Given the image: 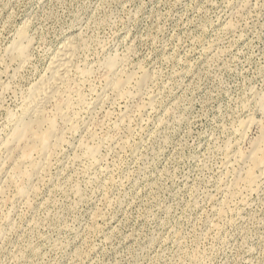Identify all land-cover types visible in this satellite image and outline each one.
<instances>
[{
    "label": "rangeland",
    "instance_id": "374dc122",
    "mask_svg": "<svg viewBox=\"0 0 264 264\" xmlns=\"http://www.w3.org/2000/svg\"><path fill=\"white\" fill-rule=\"evenodd\" d=\"M21 29L33 42L23 62L6 55ZM67 40L82 70L103 78L106 59L126 55L151 80L134 103L107 92L99 105L105 79L77 81L82 129L67 134L30 200L0 193V264H264V184L235 189L244 167L228 154L251 153L264 127V0H0V142ZM80 138L101 147L93 164Z\"/></svg>",
    "mask_w": 264,
    "mask_h": 264
},
{
    "label": "bare ground",
    "instance_id": "6f19581e",
    "mask_svg": "<svg viewBox=\"0 0 264 264\" xmlns=\"http://www.w3.org/2000/svg\"><path fill=\"white\" fill-rule=\"evenodd\" d=\"M18 33V34H17ZM16 34V41L14 42V46L10 49H7L8 53L6 55L9 54V56L12 59L15 60H20L21 62L25 61L26 59H29L28 57H30L29 54V50H31V46H33V42L30 44V37H28V33L25 29H21L19 32H17ZM13 44V43H12ZM77 44V43H76ZM75 44V42L69 41L67 40V42L65 44H63V47H61V49L54 55V57L51 59V61H49V66L47 68V71L44 73V75L41 77H39L40 79L34 83L33 85H31L25 92V99L23 105L21 104V109L19 111V114L15 117H12L11 120V126L10 129L8 130L5 138L0 142V193L5 192V190L8 191L10 189V187L14 188L15 191H13L15 193V197L19 198L20 200H30L28 195L30 194L31 191H33L36 188V182L38 180H40V176L42 175H46V171H48L47 169L48 166L52 165V161L51 159H53L54 155L58 154L56 153L58 151V149L61 147L63 148L62 144H67V134L69 135L70 133L74 134L77 130L76 126L78 127L79 125L78 121L77 124L75 125L76 121L79 120V118H77V120L75 121L73 118L75 117L73 114L76 112H74V107L76 106V104H81L83 105V103L86 102V99L84 97V95L81 92V89L78 87V85L76 84L77 81L80 79H84V78H91L93 77L95 74H93L94 70H89V69H85L82 70L80 68V66L78 67V65L76 64V56L78 53V47ZM31 48V49H30ZM6 52V51H5ZM128 52V51H127ZM29 54V56H28ZM128 54H131L128 52ZM5 55V56H6ZM132 55V54H131ZM7 57V56H6ZM130 57V56H129ZM8 59V58H7ZM128 59L130 60L131 58H128L126 55L123 57L120 56H111L108 59H106V62L104 63V66L102 67V76L103 78L100 76V72L98 73L100 78H102V80L105 79L104 81V88L103 90H100V93L98 95V99L96 101V104L99 105V102L106 100L108 97L110 99V95L107 96V92H110L111 95L113 96V98H120L121 101L125 98H128L129 100H127L126 102L130 101L131 98L134 99L132 102L134 103L136 95H143L144 90L146 89V87L148 86V81H150L151 79H149L151 77L150 71H147V73L150 74L149 75L146 73V70L143 71H139V69L141 70V68H139V64H138V70H132L130 71L127 66H128ZM4 61V59H2ZM30 60V59H29ZM10 61V60H9ZM131 61V60H130ZM1 62V61H0ZM5 63V62H4ZM27 63V62H26ZM16 64V63H15ZM24 65L25 63H20V65ZM12 66V65H11ZM19 66V64H18ZM17 66V67H18ZM16 67V68H17ZM23 67V66H22ZM22 67H19L22 69ZM141 67V65H140ZM136 68V66L134 67ZM133 68V69H134ZM146 68V67H145ZM18 69V68H17ZM101 69V68H99ZM19 70V69H18ZM15 71V70H14ZM100 71V70H99ZM14 73V72H13ZM96 74V75H98ZM93 75V76H92ZM13 76V75H12ZM98 77V76H97ZM94 78V77H93ZM99 78V77H98ZM96 79V78H95ZM79 80V81H80ZM85 80V79H84ZM92 80V79H91ZM101 80V81H102ZM86 81V80H85ZM84 81V82H85ZM100 81V82H101ZM83 82V81H82ZM92 82V81H90ZM87 83V82H86ZM1 84V83H0ZM4 85V83H2ZM92 84V83H91ZM90 84V85H91ZM7 86V84H6ZM7 88V87H6ZM11 88V87H10ZM9 88V89H10ZM93 88V87H91ZM1 89V88H0ZM8 89V88H7ZM3 90V87L2 89ZM92 91V90H91ZM95 91L97 92V89L95 88ZM146 91V90H145ZM92 93V92H91ZM145 93V92H144ZM24 94V93H23ZM95 94V92H94ZM146 94V93H145ZM264 94V93H263ZM262 94V96L260 97L259 101H260V108L261 110L264 112V95ZM260 95V94H259ZM134 96V97H133ZM153 96V95H152ZM150 96V98L152 97ZM23 97V98H24ZM140 97V96H139ZM155 97V96H154ZM257 97V96H256ZM123 98V99H122ZM138 98V97H137ZM149 98V99H150ZM108 99V100H109ZM112 99V98H111ZM152 99V98H151ZM93 101V100H92ZM116 101V100H115ZM150 101V100H149ZM107 102V101H105ZM109 102V101H108ZM136 102V101H135ZM95 104V102H93ZM117 103V101H116ZM130 103V102H128ZM138 103V102H137ZM146 103V102H145ZM150 103H153V101H150ZM149 103V104H150ZM259 103V102H258ZM88 103H85V105ZM155 104V103H154ZM89 104L88 108L90 107ZM143 106V104H141ZM152 105V104H150ZM259 105V104H258ZM139 106V105H138ZM146 106V104H144V107ZM94 105L90 108H93ZM96 107V106H95ZM94 107V108H95ZM107 107V106H106ZM103 108V107H102ZM121 108V107H120ZM128 108V107H127ZM137 108V107H136ZM139 108V107H138ZM141 108V107H140ZM146 109L148 108L147 106L145 107ZM150 108V107H149ZM153 108V107H151ZM259 108V109H260ZM145 109V111H146ZM111 110V109H110ZM101 111V110H100ZM105 111V110H104ZM109 111V110H108ZM125 115L123 113H121L122 115H124V117L126 116L127 112L131 110H126ZM142 111V109H141ZM89 112V111H88ZM114 112V111H113ZM137 112V111H136ZM143 112V111H142ZM94 113V112H92ZM102 113V112H100ZM110 113V112H109ZM108 114V113H107ZM132 115V113H130ZM129 114V116H130ZM74 117H73V116ZM76 115V114H75ZM110 115V114H109ZM142 115V114H141ZM78 116V115H77ZM76 116V117H77ZM102 116V115H101ZM128 116V117H129ZM79 117V116H78ZM97 117H99L97 115ZM107 117V115H106ZM111 117V116H109ZM118 117V116H117ZM122 117V116H121ZM123 117V118H124ZM127 116L125 117V119L127 120L128 118ZM131 117V116H130ZM122 118V119H123ZM100 119V118H99ZM121 119V118H120ZM119 119V120H120ZM130 119V118H129ZM128 119V120H129ZM142 119V118H141ZM82 120V119H81ZM94 120V119H93ZM125 120V121H126ZM131 120V119H130ZM84 122V120H82ZM97 121V120H96ZM105 121V120H104ZM124 122V120H121ZM95 121H93L94 123ZM92 123V126H93ZM100 123V121H99ZM84 124V123H83ZM82 126H87L88 124L85 123V125ZM96 124V123H95ZM98 124V122H97ZM96 124V125H97ZM109 124V123H108ZM254 124L253 119H249L247 122H244L240 125L239 129H238V133L239 136L241 137V139H245V135L247 134L246 131L247 129H251L249 127H252ZM91 125V124H90ZM100 125L103 127V122L101 121ZM98 124V126H100ZM252 125V126H251ZM263 124L260 125V127H262ZM97 126V129H98ZM123 126V125H122ZM125 126V125H124ZM138 126V125H137ZM81 127V126H80ZM79 128V127H78ZM91 128V127H90ZM95 128V127H94ZM93 128V129H94ZM104 128V127H103ZM118 127H116L117 129ZM131 128V127H130ZM129 128V129H130ZM80 130L82 129L79 128ZM86 129V127L84 128ZM96 129V128H95ZM120 129V128H119ZM136 129V128H135ZM262 130L261 136L259 137V139H257V141H253L252 145L254 147L253 150H250L251 153L249 154H243L241 153L240 149L238 150H234V149H230L228 151V154L230 157H232V159H234L235 161L237 160L238 162H242L243 163V170L241 172H238L240 174H237L236 172V176L234 180V188L239 190L240 192H243L244 190H247L248 193L255 191L258 187L263 186L264 184V127L260 128ZM259 129V131H260ZM76 130V131H75ZM89 129H87L86 131H88ZM92 130V129H90ZM89 130V132H90ZM133 130V129H132ZM75 131V132H74ZM101 131V130H100ZM119 131V130H118ZM121 131V130H120ZM134 131V130H133ZM130 131V132H133ZM85 132V131H84ZM78 133V132H77ZM76 133V134H77ZM82 133V131H81ZM87 133V132H86ZM85 133V134H86ZM92 133V132H90ZM96 134V130L94 132ZM134 133V132H133ZM246 133V134H245ZM70 134V135H71ZM94 134V135H95ZM108 134V133H107ZM118 134V133H117ZM86 135H89V133H87ZM91 135V134H90ZM93 135V134H92ZM93 135V137H94ZM127 135V134H126ZM125 135V136H126ZM109 136V134H108ZM106 135V137H108ZM113 136V135H112ZM112 136L110 138L111 142H112ZM124 136V137H125ZM73 137V136H70ZM88 137V136H87ZM92 137V136H90ZM98 137V136H97ZM97 137L94 138L97 139ZM114 137V136H113ZM120 137V136H119ZM118 137V138H119ZM128 137V136H126ZM125 137V138H126ZM132 137V136H131ZM104 138V135H103ZM122 138V137H121ZM120 138V139H121ZM86 139V138H84ZM255 139V140H256ZM81 140H83V138L79 140V144L81 142ZM88 140V138H87ZM91 140V139H90ZM93 140V138H92ZM93 140V141H94ZM109 139L107 138L105 140V142H107ZM122 140V139H121ZM126 140V139H125ZM130 140V139H129ZM92 141V143H93ZM99 141V140H97ZM104 141V140H103ZM103 141L101 142V144L103 143ZM114 141V140H113ZM117 141V139H116ZM85 143L82 144H78V146L83 149L84 153L82 156H86L84 157L85 159L87 158L88 162L91 163V161H89L90 159H96L97 155L101 149V147H99L100 145H98L99 148H96L94 146H89L91 144H89L88 141L84 140ZM87 142V143H86ZM130 142V141H129ZM128 142V144H129ZM96 143V142H94ZM93 143V145H94ZM108 143V142H107ZM89 144V145H88ZM100 144V143H99ZM104 144V143H103ZM102 144V146H103ZM97 145V143H96ZM122 145V144H121ZM127 145V144H126ZM61 146V147H60ZM111 146V145H110ZM109 146V147H110ZM118 146V145H117ZM78 147V149H79ZM123 147V146H122ZM121 147V148H122ZM127 147V146H126ZM129 147V146H128ZM252 147V146H251ZM124 148V147H123ZM122 148V149H123ZM77 149V150H78ZM99 149V150H98ZM111 149V148H110ZM116 149V148H115ZM124 150V149H123ZM99 151V152H98ZM111 151V150H110ZM121 151V150H120ZM249 151V152H250ZM62 152V151H61ZM98 152V153H97ZM116 152V151H115ZM114 152V153H115ZM243 152V151H242ZM77 153V152H76ZM82 153V152H81ZM64 154V153H63ZM101 154V152L99 153ZM98 154V156H99ZM111 154V152H110ZM78 155V154H77ZM76 155V156H77ZM61 156V155H60ZM59 156V157H60ZM79 156V155H78ZM77 156V157H78ZM81 156V155H80ZM80 156L78 158H80ZM96 156V157H95ZM58 157V158H59ZM76 158V160H78V158ZM99 157H97L96 160H98ZM57 159V158H56ZM74 159V158H73ZM94 159V160H95ZM104 159V158H103ZM81 160V158H80ZM86 161V160H85ZM84 161V162H85ZM102 161V160H101ZM58 162V160H57ZM75 162V160H74ZM79 162V160H78ZM99 161H95V163ZM228 162V161H227ZM51 163V164H50ZM54 163V161H53ZM62 163V162H61ZM60 163V164H61ZM86 163V162H85ZM101 163V162H100ZM79 164V163H78ZM93 164V163H91ZM235 164V163H234ZM237 164V163H236ZM56 165V164H55ZM64 165V164H63ZM83 165V164H82ZM89 165V164H88ZM232 165V164H231ZM57 166V165H56ZM59 166V165H58ZM94 166V165H93ZM96 166V165H95ZM94 166V167H95ZM230 166V165H228ZM53 167V166H52ZM233 167V166H232ZM55 168V167H54ZM63 168V167H62ZM89 168V167H88ZM234 168V167H233ZM53 169V168H52ZM58 169V168H57ZM235 170V169H233ZM51 172V170H49ZM48 171V172H49ZM54 171V170H53ZM56 171V170H55ZM61 171V170H59ZM64 171V169H63ZM239 171V170H238ZM45 172V173H44ZM88 172V171H87ZM234 172V171H233ZM234 172V173H235ZM95 173V172H94ZM56 174V172H55ZM58 174V171H57ZM62 174V172H61ZM50 175H52L50 173ZM235 175V174H234ZM58 176V175H57ZM56 176V177H57ZM53 176H51L52 178ZM41 179V181H44ZM50 178V179H51ZM60 178V176L58 177ZM57 178V179H58ZM89 178V177H88ZM47 180V181H50ZM67 179V178H66ZM69 179V178H68ZM90 179V178H89ZM96 179V178H95ZM70 180V179H69ZM40 181V182H41ZM58 181V180H56ZM71 181V180H70ZM46 182V180L44 181ZM52 181H50L51 184ZM38 183V182H37ZM69 183V182H68ZM44 183H41L40 187L43 185ZM47 184V183H46ZM49 185V184H48ZM55 185V184H53ZM77 185V184H76ZM46 186V185H45ZM232 186V185H231ZM230 186V187H231ZM49 187V186H48ZM55 187V186H54ZM76 187V186H75ZM80 188V186L77 185V188ZM103 187V186H102ZM229 187V188H230ZM50 188V187H49ZM52 188V186H51ZM74 188V186H72V189ZM228 188V190H230ZM233 187H231L232 189ZM263 188V187H262ZM41 189V188H40ZM60 189V188H59ZM81 189V188H80ZM79 189V190H80ZM38 190V188H37ZM44 190V188L42 189ZM76 189V192H79V190ZM41 191V190H39ZM38 191V192H39ZM46 191V190H45ZM72 191V190H71ZM75 191V190H74ZM35 192V190H34ZM37 192V195H38ZM50 192V191H49ZM230 192V191H229ZM238 192V191H237ZM256 192V191H255ZM253 192V193H255ZM13 193V194H14ZM239 193V192H238ZM247 193V195H248ZM36 194V192H35ZM40 194V192H39ZM2 195V196H1ZM1 198L3 197V194H1ZM7 195V194H6ZM10 195V193L8 194ZM81 192L80 195L81 196ZM225 195V194H224ZM235 194H233L234 197ZM251 195V194H250ZM253 195V194H252ZM33 196V195H32ZM78 196V195H77ZM228 196V195H227ZM240 196V195H239ZM236 196V197H239ZM244 196V195H243ZM7 197V196H6ZM11 197V196H9ZM15 197H13L15 199ZM35 197V196H34ZM37 197V196H36ZM82 197V196H81ZM80 197V199H81ZM225 197V196H224ZM246 197V196H245ZM32 198V197H31ZM235 198V197H234ZM247 198V197H246ZM4 199V198H3ZM7 199V198H6ZM5 199V200H6ZM11 199V198H10ZM227 199V198H226ZM3 200V204L4 201ZM9 200V198H8ZM6 200V201H8ZM12 200V199H11ZM10 200V202H11ZM33 200V199H31ZM2 201V200H0ZM5 201V204H7L8 202ZM17 200L15 199V202ZM227 201V200H226ZM14 202V203H15ZM35 202V201H33ZM48 202V201H47ZM46 202V203H47ZM224 202V201H223ZM13 203V204H14ZM22 203V202H21ZM27 203H31L29 202H25ZM222 203V202H221ZM241 203V202H240ZM245 203V202H244ZM10 204V203H8ZM12 204V203H11ZM12 204V205H13ZM19 205V203H17ZM27 204V205H29ZM226 204V203H225ZM26 205V206H27ZM31 205V208H29L31 211L33 205ZM36 205V204H35ZM34 205V206H35ZM38 205V204H37ZM41 205V204H40ZM47 205V204H46ZM45 206V205H44ZM227 206V204H226ZM224 205V207H226ZM230 206V205H229ZM3 207V206H2ZM6 207V206H4ZM14 207V206H13ZM25 207V206H24ZM38 207V206H37ZM42 207V206H40ZM223 207V208H224ZM222 208V207H221ZM222 208V209H223ZM5 209V208H4ZM225 209V208H224ZM223 209V212H224ZM229 209V208H228ZM1 210V208H0ZM36 210V209H35ZM43 210V209H42ZM11 211V210H10ZM16 211V210H15ZM226 211V209H225ZM9 211H7L8 213ZM222 212V211H221ZM222 212V213H223ZM3 214V213H2ZM226 214V213H225ZM224 214V215H225ZM12 215V214H11ZM97 215V214H96ZM220 215L222 216V214L220 213ZM2 216V215H1ZM5 217V215H3ZM10 218V212L9 215H7ZM3 217V218H4ZM18 217V216H17ZM2 219V218H1ZM0 219V220H1ZM6 219L4 218V221ZM12 219H8V222H11ZM3 221V220H1ZM14 221V220H13ZM7 222V223H8ZM9 222V223H10ZM34 222V221H33ZM5 223V222H4ZM14 223V222H12ZM10 225V224H9ZM15 225V224H14ZM38 225V224H37ZM12 225H10L11 228ZM34 226V225H33ZM22 227V226H21ZM29 227V226H27ZM5 228V227H4ZM9 228V229H10ZM16 228V227H14ZM12 228V230L14 229ZM1 229L3 230V232H1V235H4L2 233H4V229L3 227H1ZM0 229V230H1ZM8 229V228H7ZM6 231V230H5ZM11 231V230H10ZM7 234V232H5ZM9 234V232H8ZM7 234V235H8ZM0 235V237H1ZM5 237V236H3ZM5 238H3L4 240ZM1 240V239H0ZM22 250V249H21ZM32 250V248H31ZM195 254V253H194ZM20 255V254H19ZM23 255V254H22ZM17 256V255H16ZM14 257V256H13ZM15 258V257H14ZM22 259V258H21ZM195 260V259H194ZM12 261V260H11Z\"/></svg>",
    "mask_w": 264,
    "mask_h": 264
}]
</instances>
